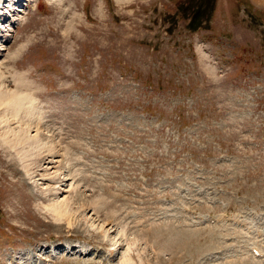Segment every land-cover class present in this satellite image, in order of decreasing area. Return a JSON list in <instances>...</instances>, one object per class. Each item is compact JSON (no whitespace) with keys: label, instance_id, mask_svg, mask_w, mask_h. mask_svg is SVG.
I'll use <instances>...</instances> for the list:
<instances>
[{"label":"rangeland","instance_id":"obj_1","mask_svg":"<svg viewBox=\"0 0 264 264\" xmlns=\"http://www.w3.org/2000/svg\"><path fill=\"white\" fill-rule=\"evenodd\" d=\"M0 14V95L30 98L55 149L0 135V264H264L247 251L264 249V0H0ZM75 194L88 209L57 220Z\"/></svg>","mask_w":264,"mask_h":264},{"label":"bare ground","instance_id":"obj_2","mask_svg":"<svg viewBox=\"0 0 264 264\" xmlns=\"http://www.w3.org/2000/svg\"><path fill=\"white\" fill-rule=\"evenodd\" d=\"M29 102L30 98L27 99L24 95L17 92H7L4 95H0V135L2 136L4 143L9 145L11 143V149L35 144V147L38 148V152H40L41 156L43 157L44 153L51 154V152H54L55 149L50 148H53L54 144L51 141L49 142L47 138L45 139L43 136H41L43 131L41 130V125L39 124L40 120L37 119L35 123L31 121L33 116L27 106L30 107L31 105L29 104L32 102ZM27 103L29 104L27 105ZM14 125L17 126L16 129L12 128ZM9 139L10 143L8 142ZM43 149H46V151L44 152ZM83 200L80 197L78 198L77 194L73 195L72 198H63L61 200L62 202L57 201L56 203H53L52 211L55 214L57 220H61L63 217L68 219L69 217L67 215V209H69L70 204L74 205V203H71L72 201H78V207L82 208L81 210L84 211L88 209L89 206L85 204ZM88 217H90L91 220L89 219L90 221H86L84 217V221L89 225L90 228L95 229L98 232H106L110 229L106 228L112 222L106 220L100 221L96 219V213L90 214Z\"/></svg>","mask_w":264,"mask_h":264}]
</instances>
